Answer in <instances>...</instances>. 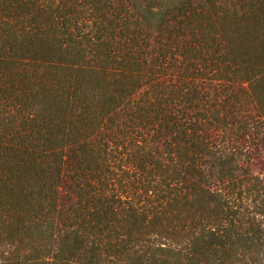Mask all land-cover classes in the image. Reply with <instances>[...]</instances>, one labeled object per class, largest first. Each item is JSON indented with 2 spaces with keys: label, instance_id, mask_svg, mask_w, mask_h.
<instances>
[{
  "label": "trees",
  "instance_id": "trees-1",
  "mask_svg": "<svg viewBox=\"0 0 264 264\" xmlns=\"http://www.w3.org/2000/svg\"><path fill=\"white\" fill-rule=\"evenodd\" d=\"M0 264H264V0H0Z\"/></svg>",
  "mask_w": 264,
  "mask_h": 264
}]
</instances>
